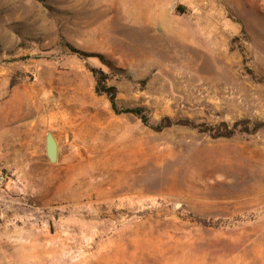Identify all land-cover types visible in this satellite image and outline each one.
Returning a JSON list of instances; mask_svg holds the SVG:
<instances>
[{
	"label": "rangeland",
	"instance_id": "rangeland-1",
	"mask_svg": "<svg viewBox=\"0 0 264 264\" xmlns=\"http://www.w3.org/2000/svg\"><path fill=\"white\" fill-rule=\"evenodd\" d=\"M0 264H264V0H0Z\"/></svg>",
	"mask_w": 264,
	"mask_h": 264
},
{
	"label": "trees",
	"instance_id": "trees-1",
	"mask_svg": "<svg viewBox=\"0 0 264 264\" xmlns=\"http://www.w3.org/2000/svg\"><path fill=\"white\" fill-rule=\"evenodd\" d=\"M92 71L94 75L97 77V80L99 81L97 91L101 94H106L110 98L112 102V106L117 113H132V114L140 115V117H142L144 121H148V118L142 115L141 108H130V107L119 108L117 104V93L118 92H117L116 86L108 85L106 83V80H105L106 74H104L103 71L98 70L96 68L92 69ZM171 125H173V122L170 120V118H165V120H163L161 124L159 125L158 129L169 127Z\"/></svg>",
	"mask_w": 264,
	"mask_h": 264
},
{
	"label": "bare ground",
	"instance_id": "bare-ground-1",
	"mask_svg": "<svg viewBox=\"0 0 264 264\" xmlns=\"http://www.w3.org/2000/svg\"><path fill=\"white\" fill-rule=\"evenodd\" d=\"M99 5H101V4H99ZM98 5V6H99ZM125 5V4H124ZM97 8V7H96ZM107 8V7H106ZM105 8V9H106ZM114 8V7H113ZM127 9V8H126ZM131 9V8H130ZM134 10V9H133ZM134 12V11H133ZM125 15V14H124ZM136 17V16H135ZM142 18V17H141ZM139 20H140V18H138ZM166 19V18H165ZM115 20V19H114ZM146 20V19H145ZM149 20V19H148ZM162 20V19H161ZM150 22V21H149ZM123 23V22H122ZM128 23V22H127ZM126 30V29H125ZM169 36H172V35H169ZM164 40H165V38H163ZM177 40V39H176ZM167 41H168V39H166V43H167ZM178 41V40H177ZM172 42V41H171ZM169 43V42H168ZM174 44L173 45H175V44H178V42H176V41H174L173 42ZM123 47H124V49L125 50H127V49H130L129 48V45L128 44H126V43H124V45H123ZM165 56V55H164ZM174 58H176V56L174 55V54H171V59H174ZM182 58V57H181ZM134 60H136V59H134ZM175 60V59H174ZM173 60V61H174ZM181 61V60H180ZM40 97V96H39ZM37 105V104H36ZM40 105H41V103H40ZM43 107V106H42ZM38 108V107H37ZM39 110V109H38ZM37 110V111H38ZM44 110V109H43ZM40 111V110H39ZM29 112H27V113H25V114H22V115H18L17 117H15L12 121H10V124H14V128H13V130H12V132H13V136H15V138L14 139H12L13 141H17L18 140V135H19V130H21V128H22V126H23V124H17L16 125V123H19L20 121H21V119L23 118V117H28L29 116ZM38 118V117H37ZM27 120V119H26ZM27 122V121H26ZM51 122V121H50ZM24 123V122H23ZM55 123V122H54ZM66 123V122H65ZM29 124V123H28ZM31 124H32V122H31ZM51 124V123H50ZM37 125V124H36ZM49 127V126H48ZM29 131V130H28ZM19 132V133H18ZM22 134H23V132H22ZM25 134V133H24ZM17 135V136H16ZM29 135V134H28ZM27 135V136H28ZM29 138V137H28ZM58 138V137H57ZM20 140V139H19ZM22 140V139H21ZM24 141V140H23ZM30 142V141H29ZM27 143V142H26ZM24 144H25V141H24ZM30 145V144H29ZM18 145H16V148H18L17 147ZM207 146V145H206ZM210 146V145H209ZM13 147V146H12ZM15 148V149H16ZM243 148V147H242ZM9 149H11V148H9ZM10 151V153L11 154H14V155H18L17 153V150H9ZM20 151V150H19ZM22 152H23V150H22ZM23 154H24V152H23ZM237 173V172H236ZM225 184V183H224Z\"/></svg>",
	"mask_w": 264,
	"mask_h": 264
},
{
	"label": "water",
	"instance_id": "water-1",
	"mask_svg": "<svg viewBox=\"0 0 264 264\" xmlns=\"http://www.w3.org/2000/svg\"><path fill=\"white\" fill-rule=\"evenodd\" d=\"M46 150L49 159L52 162H56L58 158V142L53 132L48 131L46 138Z\"/></svg>",
	"mask_w": 264,
	"mask_h": 264
}]
</instances>
